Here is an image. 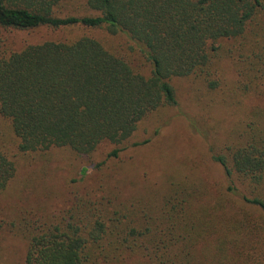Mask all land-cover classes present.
I'll use <instances>...</instances> for the list:
<instances>
[{
    "label": "trees",
    "instance_id": "1",
    "mask_svg": "<svg viewBox=\"0 0 264 264\" xmlns=\"http://www.w3.org/2000/svg\"><path fill=\"white\" fill-rule=\"evenodd\" d=\"M0 28V203L14 182L21 196L30 186L51 193L37 167L57 149L89 159L109 143L106 159L118 158L142 120L176 104L173 77L217 89L215 59L235 70L233 91L257 100L241 128L210 146L221 189L187 171L152 196L107 186L73 189L52 211L0 205L4 262L264 264V0H0ZM42 28L59 35L9 38ZM5 212L17 214L7 230Z\"/></svg>",
    "mask_w": 264,
    "mask_h": 264
},
{
    "label": "rangeland",
    "instance_id": "2",
    "mask_svg": "<svg viewBox=\"0 0 264 264\" xmlns=\"http://www.w3.org/2000/svg\"><path fill=\"white\" fill-rule=\"evenodd\" d=\"M80 11L81 9L75 10L78 13H81ZM6 33L0 28V36L4 37ZM100 33L97 31L94 34ZM58 35L59 33H51L42 28L28 34L10 33L9 38L14 37L16 41L25 38L38 40L43 36L54 38ZM215 66L219 79V86L215 90H209L198 79L173 77L171 84L176 104L163 107L142 120L118 158L106 159V153L113 148L109 143L101 145L89 159L76 157L67 149H57L50 154L47 161L39 160L42 166L37 167L38 171L44 167L45 174L42 176L41 187L49 189L51 193L44 190L39 196L37 186H30V192H27V189L21 196V189L14 182L9 194L11 201L7 203L2 201L0 205L3 209L14 207L21 211L39 207L44 203L48 210L52 211L70 202L73 189L85 194L96 188L99 193H103V188L107 186L128 197L146 194L152 196L164 190L167 180L178 178L181 173L187 171L193 177H197V172H200L204 184L207 182L221 189L226 178L219 165L212 161L210 146L221 147L234 129L241 128L240 121L245 120L257 100L254 94L242 95L233 91L236 73L226 59H215ZM145 139H148L147 143L132 146L134 141L140 142ZM31 155L26 157L25 163L28 164L26 176L32 181L33 166L34 163L38 164L36 162L38 158L31 159ZM99 161H103V165L95 169L94 164ZM84 166L88 173L81 181L80 169ZM23 175L24 172H21L18 180H21ZM73 179L76 180L75 183H72ZM16 215L6 212L3 214L4 230L8 229L6 222ZM16 247L17 259L24 247L23 241L19 238ZM19 259L16 264H24L22 255ZM0 264L9 263L0 258Z\"/></svg>",
    "mask_w": 264,
    "mask_h": 264
}]
</instances>
